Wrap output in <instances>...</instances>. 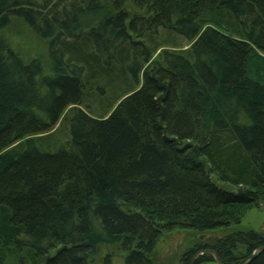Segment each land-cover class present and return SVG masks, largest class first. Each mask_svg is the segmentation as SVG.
<instances>
[{"label":"trees","instance_id":"trees-1","mask_svg":"<svg viewBox=\"0 0 264 264\" xmlns=\"http://www.w3.org/2000/svg\"><path fill=\"white\" fill-rule=\"evenodd\" d=\"M15 19L51 72L9 47ZM176 37L188 49H167ZM259 202L264 0H0V264H111L114 245L151 264L163 231H214ZM263 245L232 232L179 263Z\"/></svg>","mask_w":264,"mask_h":264},{"label":"rangeland","instance_id":"rangeland-1","mask_svg":"<svg viewBox=\"0 0 264 264\" xmlns=\"http://www.w3.org/2000/svg\"><path fill=\"white\" fill-rule=\"evenodd\" d=\"M132 10L133 12L138 11V9ZM3 37L9 47L25 62L35 59L39 60L45 73L51 72L52 64L49 57L47 43L40 39L31 29H29L23 20H13L11 25L3 32ZM175 40L178 42V45L174 48L167 49L182 52L190 46V43L182 38L176 37ZM161 49L162 48L157 50L154 55V59H156ZM67 111L68 109L64 112V115ZM59 123L53 130L59 126ZM213 181H216L214 177ZM220 185L224 188L232 189L223 184ZM233 189L235 190V188ZM226 212L229 215H232V223L214 231L199 233L179 228L163 231L158 238L151 255L149 256L151 264H180V257L188 249L196 247V245L211 243L214 240L220 239L232 232L253 230L264 234L263 202H259L258 205L255 206L250 205L241 209L229 208ZM235 220H237L236 223H234ZM125 255L126 253L118 246H107L102 249L101 260L103 257H109L111 264H123Z\"/></svg>","mask_w":264,"mask_h":264},{"label":"water","instance_id":"water-1","mask_svg":"<svg viewBox=\"0 0 264 264\" xmlns=\"http://www.w3.org/2000/svg\"><path fill=\"white\" fill-rule=\"evenodd\" d=\"M263 250H264V245L261 246L259 249L255 250V251L252 253V255L250 256V258H248V260H246L243 264H250L251 261H252L255 257H257V255H258L261 251H263ZM206 253H208V254H212V255L214 256L215 263H216V264H220V261H219V259H218L217 254H216L214 251H212V250H204V251L200 252L199 254H197V256H198V255H202V254H206ZM197 256H195V257L192 259V261H191L190 264L193 263V261L197 258Z\"/></svg>","mask_w":264,"mask_h":264}]
</instances>
